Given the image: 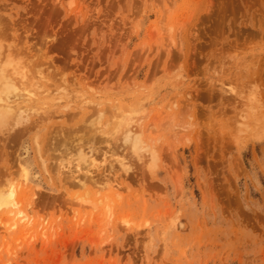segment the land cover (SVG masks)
Segmentation results:
<instances>
[{
    "label": "rangeland",
    "instance_id": "374dc122",
    "mask_svg": "<svg viewBox=\"0 0 264 264\" xmlns=\"http://www.w3.org/2000/svg\"><path fill=\"white\" fill-rule=\"evenodd\" d=\"M0 71V264H264V0H0Z\"/></svg>",
    "mask_w": 264,
    "mask_h": 264
},
{
    "label": "bare ground",
    "instance_id": "6f19581e",
    "mask_svg": "<svg viewBox=\"0 0 264 264\" xmlns=\"http://www.w3.org/2000/svg\"><path fill=\"white\" fill-rule=\"evenodd\" d=\"M4 79V73L3 71H0V93H6V90L9 91L12 90L11 88V84L9 85L8 83L6 84ZM10 86V87H8ZM13 86V85H12ZM13 88H15V86H13ZM2 95V94H1ZM3 96V95H2ZM5 99V98H4ZM5 100L0 99V123H3L4 118H5V113L2 109L6 110L5 112H9L10 114L14 115L16 114V112H18L17 107L15 105H11V103H3ZM129 133V138H132L133 134ZM135 137H133L134 139ZM136 139V138H135ZM138 140V139H136ZM135 141V140H133ZM138 141H136V143H134V146L137 147V143ZM26 175V174H25ZM27 177V176H26ZM109 185V184H107ZM106 189V187H104ZM103 188V189H104ZM110 190L114 189L113 185H109L108 187ZM17 198H18V187H16L14 184H10L8 186V189L6 190V192H4L3 194L0 195V210L2 208H12V207H18L17 204Z\"/></svg>",
    "mask_w": 264,
    "mask_h": 264
}]
</instances>
